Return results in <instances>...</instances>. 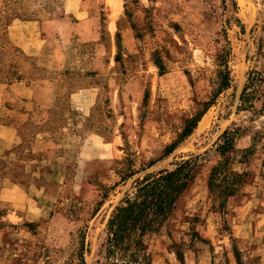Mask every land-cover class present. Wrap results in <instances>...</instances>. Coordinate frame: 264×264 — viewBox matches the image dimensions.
Listing matches in <instances>:
<instances>
[{"label": "rangeland", "instance_id": "1", "mask_svg": "<svg viewBox=\"0 0 264 264\" xmlns=\"http://www.w3.org/2000/svg\"><path fill=\"white\" fill-rule=\"evenodd\" d=\"M225 1L0 0V83L29 85L31 102L16 116L20 143L0 154V184L17 181L35 212L0 201V264H76L80 239L84 264H100L105 220L132 180L190 154L194 178L166 225L143 237L149 264H235L232 245L240 264H264V150L240 160L241 134L228 154L246 173L240 190L220 205L206 187L217 136L248 125L235 112L245 74L264 69V0H235V12ZM224 35L230 86L146 167L209 99ZM127 169L136 173L120 181Z\"/></svg>", "mask_w": 264, "mask_h": 264}, {"label": "trees", "instance_id": "2", "mask_svg": "<svg viewBox=\"0 0 264 264\" xmlns=\"http://www.w3.org/2000/svg\"><path fill=\"white\" fill-rule=\"evenodd\" d=\"M227 1L232 12H235V0ZM221 3L225 7L226 1L221 0ZM230 18L237 21L234 15H230ZM261 28H264V24ZM223 37L225 43L214 55L215 87L209 99L202 103V107L194 115L186 119L177 137L165 145L159 157L149 161L146 167L167 156L191 132L216 95L230 86L228 41L225 35ZM260 48L261 43H258L257 53L264 57V50L260 51ZM152 62L159 72L164 69L159 55H153ZM235 112L246 113L245 121L248 125H234L220 132L213 142V150L220 159L209 168L206 178L208 191L222 200L220 205L226 198L235 195L245 182L246 173L235 172L230 167L231 159L228 154L235 150V138L241 134H249L250 137V144L239 150L240 160L252 153L257 144L264 150V118H261L264 115V69H250L246 72L237 96ZM199 157V154H190L187 158L174 162L172 168L146 172L132 180L129 189L112 207L105 220L104 239L100 244L103 261L100 264H149L144 255L146 247L143 237L148 233H157L166 225L176 201L196 174ZM134 173V170L127 169L119 174V180L123 181ZM79 242L76 264H84L82 239ZM231 249L235 264H240L238 250L234 245ZM176 256L180 259L179 254L176 253Z\"/></svg>", "mask_w": 264, "mask_h": 264}, {"label": "crops", "instance_id": "3", "mask_svg": "<svg viewBox=\"0 0 264 264\" xmlns=\"http://www.w3.org/2000/svg\"><path fill=\"white\" fill-rule=\"evenodd\" d=\"M30 46L28 43L21 44L26 53L34 54V51L29 49L31 48ZM21 92H24V96L20 94ZM29 94V85H23L21 90L16 91L12 89L8 90L6 84L0 83V154L4 152L3 156H11L14 147L20 143L16 116L19 113L21 105H23V108L30 105ZM44 139L42 141H45ZM26 195L27 191L17 181H8L0 184V201H8L13 204L20 200L19 202H24V204L18 203L16 206L17 208L24 209V215H28V213L35 214V212L30 211L33 208L27 203L30 202V198L28 196L26 198Z\"/></svg>", "mask_w": 264, "mask_h": 264}]
</instances>
